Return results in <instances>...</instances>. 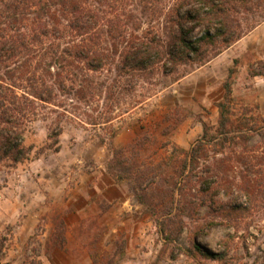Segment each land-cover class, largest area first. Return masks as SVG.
<instances>
[{"label":"rangeland","instance_id":"374dc122","mask_svg":"<svg viewBox=\"0 0 264 264\" xmlns=\"http://www.w3.org/2000/svg\"><path fill=\"white\" fill-rule=\"evenodd\" d=\"M259 14V6L252 5L245 25L255 22V27L208 62L170 77L152 76L149 98L111 123L117 129L111 142L124 150L129 166H154L152 182L170 175L182 157L179 151L172 154V144L189 149L201 137L203 123L217 124L216 103L231 67L233 113L264 117V18ZM48 132L46 123L31 122L25 133L28 158L0 169V264H102L109 258L115 264H193L186 254L191 235L213 253L228 243L223 261L199 256L203 264H264V144L258 137L248 150L230 144L228 152L209 153L199 165L223 157L219 175L241 181V157L251 159L252 153L260 163L259 172L249 174L255 189L251 206L233 218L208 206L195 208L196 177L188 183L181 177L186 204L172 211L165 210L156 191H149V206L139 203L127 180L106 170L111 152L98 136L108 129L67 123L58 152L48 149ZM218 197L225 205L248 202L236 187Z\"/></svg>","mask_w":264,"mask_h":264},{"label":"trees","instance_id":"16d2710c","mask_svg":"<svg viewBox=\"0 0 264 264\" xmlns=\"http://www.w3.org/2000/svg\"><path fill=\"white\" fill-rule=\"evenodd\" d=\"M254 4L264 18V0H0V169L28 158L25 133L33 121L46 123L53 152L60 150L67 123L104 128L109 134L98 138L111 152L106 170L116 180L126 179L139 203L149 206V191H156L165 210L172 211L186 204L181 177L186 183L196 177L195 208L208 206L236 218L255 196L249 174L259 172L256 157H241V181L219 175L223 157L199 166L209 153L228 152L230 144L244 151L255 137L264 144V117L232 111L233 67L216 103L217 124L203 123L201 137L189 149L172 144V154L181 152V160L157 183L148 180L154 166H129L124 150L113 146L117 129L111 123L149 98L152 76L170 77L204 64L254 28L255 22L245 25ZM234 187L246 196V205L220 201L218 196L231 195ZM190 243L186 254L193 264H203L199 256L216 261L226 256L227 241L217 253L202 249L193 235Z\"/></svg>","mask_w":264,"mask_h":264}]
</instances>
